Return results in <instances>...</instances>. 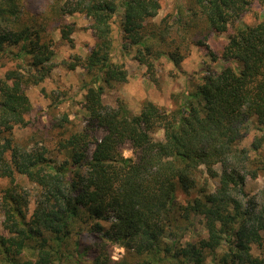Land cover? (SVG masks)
<instances>
[{
	"label": "trees",
	"instance_id": "trees-1",
	"mask_svg": "<svg viewBox=\"0 0 264 264\" xmlns=\"http://www.w3.org/2000/svg\"><path fill=\"white\" fill-rule=\"evenodd\" d=\"M256 2L253 23L231 26ZM161 9L162 0H0V264H264V188L260 204L238 197L264 175V0H185L155 20ZM75 14L94 38L63 61L89 77L81 127L57 106L33 114L27 93L57 65L53 32L74 45ZM118 15L123 49L154 81L159 58L179 69L193 47L224 63L174 108L106 104V90L129 77L115 57ZM220 34L221 50L209 40ZM16 128L31 132L22 139Z\"/></svg>",
	"mask_w": 264,
	"mask_h": 264
},
{
	"label": "rangeland",
	"instance_id": "rangeland-1",
	"mask_svg": "<svg viewBox=\"0 0 264 264\" xmlns=\"http://www.w3.org/2000/svg\"><path fill=\"white\" fill-rule=\"evenodd\" d=\"M185 3V0H162V9L158 15L159 18L166 13L174 11L177 5ZM262 12V6L256 2L253 4L252 10L243 15L240 19L234 20L231 26L237 27L244 24H251L255 21L256 14ZM70 21L77 23V30L73 32V44L63 40L57 31L53 32L55 41L54 61L57 62L49 74L38 85L31 86L27 93L33 103V114L37 115L46 112V110L57 106L59 110L67 111L70 118L73 119L79 127L85 123L86 111L82 107L81 101L85 92L87 81L89 80L85 70L80 66H75L70 69L66 67L64 60H70L72 54L79 53L85 55L91 45L94 43L91 30L86 27L89 20L81 15L75 14L68 17ZM120 21L121 16L115 17L113 23V34L116 39L115 51L116 58L126 61L129 69V77L126 82L117 84L114 88L107 89L103 95L106 104L113 105L116 102L122 103L131 113L140 111L144 100H152L157 105L165 108H174L178 101L181 100L184 93L193 89L194 82L197 81L207 69L219 70L223 65L222 59L212 61L210 52L203 48L193 47L191 54L183 62L181 68H177L166 57H161L157 61L155 68L156 81L152 80L150 73L144 66L139 65L133 58V50L131 48L122 47L123 41H120ZM227 39L226 34L214 35L209 38L211 45L221 50L222 43ZM214 43H217L216 46ZM221 44V45H219ZM129 49V50H128ZM5 67L0 65V76L3 75ZM178 95V99L175 98ZM55 98L54 100L52 98ZM178 100V101H177ZM30 128H16L15 135L22 139H26L30 134ZM253 130L249 137L242 144L249 145L254 134ZM101 136V132L97 137ZM154 138L161 139L163 137L162 130H158L153 134ZM30 145H33L30 143ZM93 147V145H92ZM264 147V146H263ZM125 156H133V150L129 146H125L122 150ZM216 169L220 170V165H216ZM25 188L29 189L31 194H34L36 187L26 178H22ZM201 181L206 182L209 190H214L217 181L203 173ZM264 188V175H259L256 178L248 177L244 184L242 192H238V197L246 202L249 198L257 204L263 200L261 190ZM196 191H192L190 196H195ZM182 196L181 198H184ZM33 206V196L32 204ZM3 215L0 212V233L4 231L2 224ZM190 236V235H189ZM125 254V248L115 245L112 250V257L115 259L121 258Z\"/></svg>",
	"mask_w": 264,
	"mask_h": 264
}]
</instances>
